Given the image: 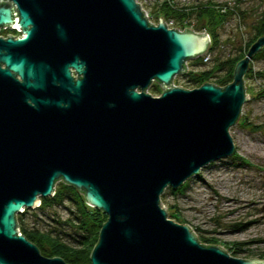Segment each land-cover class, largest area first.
<instances>
[{
  "label": "water",
  "instance_id": "95a60500",
  "mask_svg": "<svg viewBox=\"0 0 264 264\" xmlns=\"http://www.w3.org/2000/svg\"><path fill=\"white\" fill-rule=\"evenodd\" d=\"M0 264H74L46 255L17 213L63 179L107 219L90 264H264L205 244L161 203L207 163L233 154L249 46L225 85H175L207 31L150 21L138 0H0ZM154 80L163 86L154 95Z\"/></svg>",
  "mask_w": 264,
  "mask_h": 264
},
{
  "label": "rangeland",
  "instance_id": "374dc122",
  "mask_svg": "<svg viewBox=\"0 0 264 264\" xmlns=\"http://www.w3.org/2000/svg\"><path fill=\"white\" fill-rule=\"evenodd\" d=\"M138 1L149 12L151 20L157 23L156 14L152 15L154 0ZM178 1L188 3L199 0ZM214 1L227 2L236 11L218 29L221 41L219 47L209 51L210 55L208 58L204 57L203 61L198 56L188 58L187 69L207 68L216 62L217 56L224 58L228 54L239 52L240 46L244 47V43L254 34V24L264 9V0ZM187 25L184 24L186 27ZM197 31L206 30L201 28ZM252 66L255 70H264V56L254 59ZM244 81L249 88L259 89L264 86V75L246 77ZM153 82L148 90L158 95L163 86L160 90L151 91ZM174 83L193 87L187 84L181 73L176 74ZM243 113L254 123L262 124V129H254L238 122L230 127L236 151L246 157L249 163L235 164L239 160L233 154L213 160L202 166L197 174L186 179L188 184L184 192L174 194L167 187L165 190L168 195L165 198L161 195V203L167 207L168 213L171 209L169 206L176 203L180 214L178 221L188 223L202 238H215L212 243L220 244L229 253L264 259L261 257L264 251V95L255 99L248 98L242 105L241 115ZM59 184L58 180L55 185ZM75 213L74 202L65 199L63 203L44 210L28 208L24 223L50 229L63 239L75 242L74 236L79 237V234L67 222V219H74ZM18 220L20 223V218ZM234 246V249L239 247L240 251L234 252Z\"/></svg>",
  "mask_w": 264,
  "mask_h": 264
},
{
  "label": "trees",
  "instance_id": "16d2710c",
  "mask_svg": "<svg viewBox=\"0 0 264 264\" xmlns=\"http://www.w3.org/2000/svg\"><path fill=\"white\" fill-rule=\"evenodd\" d=\"M216 5L219 6L217 7ZM235 11L236 9L233 6L228 5L227 2H217L214 0L190 1L188 3H181L178 0H154L152 4V15L156 14V21L162 16L166 21L173 19L176 25L180 24L183 27H186L184 24L187 25L188 23L187 27L189 28L197 30L204 28L209 32L211 41L207 49L208 53L219 47L221 41L218 29L220 25L224 24L228 17ZM192 23L193 25H191ZM262 34H264V9L254 24V34L244 43V47L240 46L239 52L228 54L224 58L217 56L215 59L216 62L207 68L187 69L181 73L182 77L188 85L193 87L206 81H212L218 85L229 83L233 79L234 67L237 61L245 56L251 43ZM262 56H264V46L252 56L249 62V68L244 76L245 78L264 75V70H255L252 66V61ZM198 58L203 61L204 55H198ZM160 87L161 83L158 80H154L153 85L151 86V91L160 90ZM246 91L249 93V98H259L264 95V86L259 89H252L246 86ZM237 122L254 129H262V124L254 123L249 119V116L244 113L239 116ZM233 157L239 160V162L235 164L241 165L243 163H249V160L246 157L239 155L236 149L233 152ZM59 182V185H55L54 194L50 196H40V203L34 208L44 210L54 204L63 203L65 199L73 201L76 205V213L74 219H72V221L71 219H67V222L74 226L79 234V237L74 236L76 239L75 242L63 239L59 234H54L50 229H42L37 226L26 225L24 223V215L28 212L27 207L19 212V215L17 214V219L20 218L21 220L20 223L18 220L19 229L27 238L39 247L42 253L46 255H60L74 264H90L93 247L98 241L100 228L108 215L101 208L88 204L83 191L74 185L67 183L63 179H59ZM187 184L188 180H185L177 187H167H169V190L172 193L176 194L178 192H184ZM165 189L161 194L164 198L168 195V191ZM169 207L171 209L168 215L175 217L178 221L180 219L178 205L174 203ZM198 238L205 244H212V241L215 240V238L212 237L202 238L201 236H198ZM234 248L235 246L232 248L234 252L240 251L239 247L237 249ZM261 257H264V251L261 253Z\"/></svg>",
  "mask_w": 264,
  "mask_h": 264
},
{
  "label": "flooded vegetation",
  "instance_id": "af4514ba",
  "mask_svg": "<svg viewBox=\"0 0 264 264\" xmlns=\"http://www.w3.org/2000/svg\"><path fill=\"white\" fill-rule=\"evenodd\" d=\"M9 34L17 37L18 35H21V32L20 29L16 26L5 25L0 27V35L7 36Z\"/></svg>",
  "mask_w": 264,
  "mask_h": 264
},
{
  "label": "built area",
  "instance_id": "2783aa9c",
  "mask_svg": "<svg viewBox=\"0 0 264 264\" xmlns=\"http://www.w3.org/2000/svg\"><path fill=\"white\" fill-rule=\"evenodd\" d=\"M143 9H144V11H145L146 14H147L148 19H149L150 21H152L151 18H150V14H149V12H148L144 7H143ZM165 21H166V20H165ZM152 22H153V21H152ZM166 23H167V25H168L169 27H176V28H178V29H184V28H186V27H183L182 25H176L173 19H169L168 21H166ZM175 25H176V26H175ZM201 55H204V57L208 58V56H209L208 50H206V51H205L204 53H202Z\"/></svg>",
  "mask_w": 264,
  "mask_h": 264
}]
</instances>
